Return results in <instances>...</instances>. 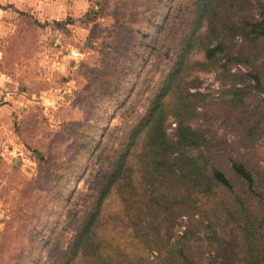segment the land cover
<instances>
[{
  "label": "trees",
  "instance_id": "1",
  "mask_svg": "<svg viewBox=\"0 0 264 264\" xmlns=\"http://www.w3.org/2000/svg\"><path fill=\"white\" fill-rule=\"evenodd\" d=\"M138 7L115 12L98 56L80 67L79 117L38 160L27 241L5 264H264V166L198 124L201 106L216 107L241 149L264 139V0ZM199 74L220 88L201 92Z\"/></svg>",
  "mask_w": 264,
  "mask_h": 264
},
{
  "label": "rangeland",
  "instance_id": "2",
  "mask_svg": "<svg viewBox=\"0 0 264 264\" xmlns=\"http://www.w3.org/2000/svg\"><path fill=\"white\" fill-rule=\"evenodd\" d=\"M63 1L67 5L65 16L57 23H47L45 19V24L27 26L17 15V21L7 26L12 35L0 39L3 79L0 107L4 109L1 115L4 121L0 122V263L3 264L27 241L28 218L34 210L35 193L39 192H28V185L36 176L38 160L50 151L48 144L63 122L72 116L79 117L75 96L85 86L80 67L92 65L98 56L100 41L107 38L115 12L124 8L139 10L140 0H130L119 8L115 0H81L76 6L72 0ZM101 9L104 17L88 20ZM249 9L247 17L257 20L258 8L252 5ZM72 52H78L79 56L72 57ZM190 57L200 59L202 54L194 50ZM197 78L201 92L220 88V79L215 74H199ZM207 104L208 101L203 105ZM216 111V107L199 108L198 124L208 136L222 144L227 142L230 154L248 165L264 166V139L250 152L241 149L235 133ZM66 145L53 153L62 158L68 153ZM151 260L152 264H159Z\"/></svg>",
  "mask_w": 264,
  "mask_h": 264
},
{
  "label": "crops",
  "instance_id": "3",
  "mask_svg": "<svg viewBox=\"0 0 264 264\" xmlns=\"http://www.w3.org/2000/svg\"><path fill=\"white\" fill-rule=\"evenodd\" d=\"M80 1L72 0L75 6ZM66 7V1L63 0H55L53 3L50 0H0V39L3 36L8 39L12 35L13 31L9 30L7 26H11L13 21H17L19 13L35 18L37 23L45 24V19H48L47 23L50 21L57 23L65 16ZM44 33L47 34V32ZM1 83H3V79L0 77V85ZM3 111V107H0V122L4 121V118L1 117Z\"/></svg>",
  "mask_w": 264,
  "mask_h": 264
},
{
  "label": "built area",
  "instance_id": "4",
  "mask_svg": "<svg viewBox=\"0 0 264 264\" xmlns=\"http://www.w3.org/2000/svg\"><path fill=\"white\" fill-rule=\"evenodd\" d=\"M71 56H72V57H78V56H79V53H78V52H72V53H71Z\"/></svg>",
  "mask_w": 264,
  "mask_h": 264
}]
</instances>
